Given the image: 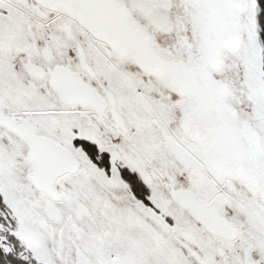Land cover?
Listing matches in <instances>:
<instances>
[{
  "label": "snow or ice",
  "instance_id": "6c2138e0",
  "mask_svg": "<svg viewBox=\"0 0 264 264\" xmlns=\"http://www.w3.org/2000/svg\"><path fill=\"white\" fill-rule=\"evenodd\" d=\"M0 264H264V0H0Z\"/></svg>",
  "mask_w": 264,
  "mask_h": 264
}]
</instances>
